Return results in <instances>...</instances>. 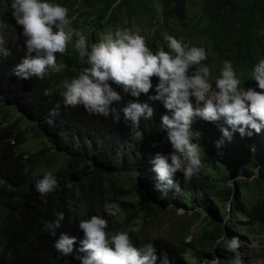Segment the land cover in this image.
<instances>
[{
	"label": "trees",
	"instance_id": "16d2710c",
	"mask_svg": "<svg viewBox=\"0 0 264 264\" xmlns=\"http://www.w3.org/2000/svg\"><path fill=\"white\" fill-rule=\"evenodd\" d=\"M192 1L57 0L75 17L73 27L90 42L102 40L117 28L135 31L137 25L156 52L161 48L170 51L166 35L183 38L191 45L195 35L209 50L204 63L209 60L208 65L220 73L223 61L231 60L241 86L256 87L250 70L264 59V0H200L199 13L190 16ZM10 4L11 0H0V21L7 24L3 35L13 53L0 60V264H79L57 252L56 237L44 230L45 222L54 221L57 212L65 214L57 236L67 232L82 239L79 222L92 215L104 216L108 231L115 233L127 231L142 214L155 222L156 213L179 207L186 209L180 216L181 231L186 230L192 238L149 235L143 243L154 242L158 253L166 252L173 264H211L217 258L221 264H229L234 253L216 247V240L227 234L240 238L239 251L247 259L249 250L243 240L264 232V164L256 174L260 160L254 151L264 152V130L245 135L246 147L240 142L243 136L235 132L231 141L225 140L218 148L221 122L196 118V127L205 135L199 142L205 165L191 180L177 173L181 191L162 195L154 188L150 159L156 152L172 151L166 131L160 127V117L166 111L163 105L156 102L154 117L141 120L142 142L132 141L131 129L123 119L116 122L111 116L89 114L83 106L61 107L60 114L51 117L50 109L63 99V82L75 77L84 63L75 49L78 37L74 36L64 54H56L58 71L43 80L19 79L12 69L24 56L19 49L22 26L12 17ZM152 79L155 84L157 78ZM46 88L53 89L52 96L43 95ZM128 99L131 97L115 107L122 108ZM141 99L146 97L142 94ZM26 127L34 131L30 138L25 135ZM26 140L38 141V145L28 143L19 148L18 142ZM38 168H49L59 180L58 188L46 197L35 187L44 174H38ZM123 175L131 176L136 187L143 189L140 202L144 205L138 214L127 208L130 202L125 196L110 192L121 189L118 177ZM240 175L244 177L234 180L236 190L228 214L227 201L232 196L228 180ZM113 201L120 204L121 212L109 216L103 206ZM200 209L208 215L203 216ZM196 223L199 231L189 233ZM130 235L134 244L142 247L140 234Z\"/></svg>",
	"mask_w": 264,
	"mask_h": 264
},
{
	"label": "clouds",
	"instance_id": "9594fccd",
	"mask_svg": "<svg viewBox=\"0 0 264 264\" xmlns=\"http://www.w3.org/2000/svg\"><path fill=\"white\" fill-rule=\"evenodd\" d=\"M10 7L16 24L22 26L19 49H23L24 56L12 69L19 79L43 80L58 71L56 54H64L74 36L78 37L75 49L84 63L75 77L63 82V99L50 109L51 117L58 116L61 107L83 106L89 114L111 116L116 122L123 119L131 129L132 141L142 142L141 120L154 117L156 102L163 105L166 111L160 117V127L166 131L172 151L156 152L150 159L154 188L162 195L181 191L177 173L191 180L203 167L201 132L193 130L196 118L221 122L218 148L225 140L231 141L235 132L252 136L264 130V91L257 90H264V59L250 70L256 87L245 88L231 60H224L219 75L213 77L212 68L203 63L208 59L207 49L191 45L183 38L166 35L170 51L161 48L156 52L139 30L129 28H117L102 40L90 42L73 27L75 17H70L69 9L57 0H11ZM6 28L7 24L0 21V60L13 54L3 35ZM153 77L157 78L155 84ZM142 94L146 99H141ZM43 95L52 96L53 89H44ZM127 96L131 99L122 108L115 107ZM254 151L264 153L257 148ZM58 186V177L52 171L45 172L35 183L42 197ZM103 207L109 216L121 212L115 201L105 202ZM64 220L65 214L57 212L54 221L45 222L44 230L56 237L57 252L71 256L79 264H173L166 252L158 253L154 242L142 247L134 244L130 233L141 230V218L127 231L110 233L108 220L92 215L79 222L82 239L67 232L57 236ZM221 246L234 253L229 264H246L239 251L242 245L238 236L229 238L224 234L216 240V247ZM253 246L258 245L254 242ZM211 264H219V258ZM257 264H264V260Z\"/></svg>",
	"mask_w": 264,
	"mask_h": 264
},
{
	"label": "rangeland",
	"instance_id": "374dc122",
	"mask_svg": "<svg viewBox=\"0 0 264 264\" xmlns=\"http://www.w3.org/2000/svg\"><path fill=\"white\" fill-rule=\"evenodd\" d=\"M200 6H201L200 0H193L192 2H190L189 3V15L192 16V15L199 13ZM144 22H145L144 20L140 21L141 25L145 26ZM134 26H135V30H139L142 35L147 37L145 34H143V31L139 28V26H137V25H134ZM185 33L189 34L186 31H185ZM192 36H193L194 42L191 40L190 41L193 45L203 46L200 43L201 42L200 39H198L195 35H192ZM204 46H206V45L204 44ZM207 51H208V56H209V50L207 49ZM205 64L208 65L209 60ZM211 68H212V76L213 77L219 75V73H217L216 67L211 66ZM193 130H198L201 132V137H200L199 141H201V138L205 137L203 132L196 127L195 123L193 124ZM24 132H25V135H27L29 138L34 134L33 129H32V131L31 130L29 131V129L27 127L25 128ZM245 139H246V137L243 136V138L240 139V142L243 145H245V147H246L247 145L245 144ZM22 143L18 142L19 148H26L27 147L26 145H28V143H32L33 145H38V141L36 142L35 140H32L30 142H28V140H26L25 143H23V144ZM201 156H202L203 167H204L205 163H204L203 153H201ZM36 171L38 174H40V173L43 174L47 171H50V169L49 168H38V169H36ZM123 176L124 177H118L119 186L121 187V189L120 190L111 189L110 192H111V194H121V195L125 196L126 200L128 202H130V204L128 205L127 208L130 209L132 213L138 214V212L143 208V205H144V202H140L141 199L143 198V189L140 186L136 187L135 180L131 176H128V175H123ZM242 176L243 175H240L239 177H242ZM237 177L238 176L230 177L228 180V183L235 186L234 180ZM235 190H236V186H235ZM228 201H227V203H228ZM229 210H230L229 214H231V206H230ZM200 211L202 212L203 216L208 215V212H206L205 210L200 209ZM185 212H186L185 207H179L176 210L170 209L164 213L158 212L154 216L155 222H152L153 218L151 219L147 215L142 214L140 217H143V218H141L143 220V225L141 227V230L138 232V234H140V237L142 238V240L140 241L139 246H143L144 240L149 235H151V236L162 235L166 239H176V238L182 239L185 237V239H186L185 241H189L192 238V235H188L186 230L181 231V224H180V221H181L180 216L182 214H184ZM198 231H199V226L196 223L195 225H193L190 228L189 233L196 234ZM243 241H244V243L247 244V250H249V256L247 259H245L246 264H257L258 261L264 260V232L254 233L251 236H248V239H246V242H245V240H243ZM254 242L258 246L254 247L253 246ZM226 256L230 257L227 254H226ZM221 262L222 261L219 259V264H221Z\"/></svg>",
	"mask_w": 264,
	"mask_h": 264
},
{
	"label": "water",
	"instance_id": "95a60500",
	"mask_svg": "<svg viewBox=\"0 0 264 264\" xmlns=\"http://www.w3.org/2000/svg\"><path fill=\"white\" fill-rule=\"evenodd\" d=\"M257 155H258V159L260 160V164L255 169L256 170V174L258 173V168L261 167L264 164V153H258ZM256 174H255V176H256ZM242 177H244V176H242ZM229 185L232 186V196H231V198L229 199V201L227 203L228 214H229V211H230L229 210L230 209V206H231L230 204H231V201H232V199L234 197V193H235V186L231 185L230 183H229Z\"/></svg>",
	"mask_w": 264,
	"mask_h": 264
}]
</instances>
